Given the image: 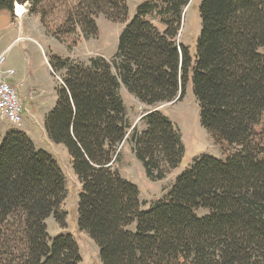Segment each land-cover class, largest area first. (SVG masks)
<instances>
[{"label": "trees", "instance_id": "obj_1", "mask_svg": "<svg viewBox=\"0 0 264 264\" xmlns=\"http://www.w3.org/2000/svg\"><path fill=\"white\" fill-rule=\"evenodd\" d=\"M49 1L0 0V11L18 4L36 13ZM192 2H141L111 59L49 57L62 84L43 126L81 184L77 229L95 243L101 264H264V147L256 131L264 114V0H199L193 54L178 40ZM99 14L125 21L126 0H78L53 35L60 40L79 28L94 38ZM188 83L201 127L233 152L197 158L144 208L137 186L114 168L120 146L129 138L150 180L177 167L180 135L156 108L182 100ZM121 89L147 108L141 132L128 134ZM66 196L64 173L50 153L19 130L0 138V264H81L72 235L47 232L49 217L64 227ZM199 209L207 214L198 216Z\"/></svg>", "mask_w": 264, "mask_h": 264}, {"label": "rangeland", "instance_id": "obj_2", "mask_svg": "<svg viewBox=\"0 0 264 264\" xmlns=\"http://www.w3.org/2000/svg\"><path fill=\"white\" fill-rule=\"evenodd\" d=\"M77 1L78 0H51L40 5L36 13H31L28 6L24 9V7L20 5L23 8V15L19 17L15 12V18L11 16L10 24L22 29V34L19 35L20 33L16 32L17 38L20 39L16 40L9 49H7L5 66H11L20 76H24L28 73L27 65L29 64L28 61H30V69L36 68L35 70L38 71L39 78H42L45 75V70H41L38 65L39 55L41 53L42 60L45 66L48 67L50 76L53 78V81L59 85L60 82L56 79L55 75H53L54 72L52 73L50 71L48 63L50 56L69 58L72 61L82 64H87L91 58L96 57H104L106 60L111 59L116 52L119 34L135 15L137 6L141 2L152 0H126L128 14L127 19L122 22H111L103 15H96L94 19L98 33L94 38H85L80 29L76 28L72 34L65 35L58 40V38L53 35V32L65 23L67 15L72 11L73 7H75ZM198 6L199 0H193L192 4L185 10L178 35L179 42L186 45L191 54L196 50L197 38L200 31ZM147 20L152 22L159 29L163 28L153 17H147ZM31 38L38 39V42L43 47L46 58L42 54L41 48L39 47L40 45L34 44L33 42L35 41ZM24 46H26L27 51L23 52L22 48ZM46 60L48 65L46 64ZM32 64L34 65L33 67ZM56 74L58 77H61L62 72H56ZM120 92L126 107V115L130 125L128 134L131 132L132 128L137 132L143 131L145 125L141 118L147 108L139 104L132 95L127 93L124 89H121ZM18 94L24 98V106L26 109L23 115L24 124H28L29 128H32L37 144L51 151L58 158L66 179L67 196L61 208V211L66 214L64 227L58 225L52 217H49L46 224L48 225V235L50 238H54L58 235L53 229V224L55 223L60 229H67L73 235L72 237L78 245L81 264H101L95 243L89 239L84 232H80L77 229V197L81 190L78 189L71 173L69 158H67L61 146H57L48 140L43 126L42 112L36 110V113H33L34 102H36L35 92L29 91L27 94H22L18 90ZM29 94L31 98L28 97ZM159 109L170 118L180 135L183 153L179 165L175 168H169L165 172L163 179L150 180L146 176L140 162L135 159L132 153V143L129 141V138L121 144L117 161L114 164V168L123 178L137 186L139 198L144 208L154 205L158 200L163 198L174 184L179 173L188 168L197 158L203 155H209L223 159L233 152V148H227L225 145L217 144L211 134L201 127L199 107L192 94L189 83L186 86L185 96L182 100L172 104H165ZM23 119L21 127L18 126L16 129L19 127L22 129L25 128V125L23 126ZM256 131L258 134L257 139L264 147V114ZM261 158L264 159V154ZM196 214L198 216H204L207 214V211L199 209L196 211Z\"/></svg>", "mask_w": 264, "mask_h": 264}, {"label": "crops", "instance_id": "obj_3", "mask_svg": "<svg viewBox=\"0 0 264 264\" xmlns=\"http://www.w3.org/2000/svg\"><path fill=\"white\" fill-rule=\"evenodd\" d=\"M20 6V5H19ZM25 9L26 6L22 5ZM16 12V8L14 7L12 11H6V10H2L0 11V53L3 52L4 50L9 49V47L16 41L19 40L20 38H17L16 32L20 33L19 35L22 34V29H19L17 27H14L12 24H10V19L11 16H14ZM15 18V16H14ZM11 25V27H10ZM4 37V38H3ZM34 44L36 43V45H40L39 47L41 48L42 54L45 56L44 50L42 45L38 42V39L36 38H31ZM27 40V39H26ZM30 41V40H28ZM22 51H27L26 46H24L22 48ZM29 64H31L30 61H28ZM29 64L27 65V69H28V73L25 74L24 76H20L16 71L13 77L8 78L7 81L13 85L14 87H16L20 93L22 94H27L29 91H34L35 92V100L36 102H34V111L33 113H36V110L39 112H42L43 116V124H44V119L46 117V115L50 112V110L53 108L55 101H56V86L57 83H55L53 81V78L50 76L49 74V69L48 67L45 66L43 60H42V55L40 53L39 55V61H38V65L41 68V70H45V75L42 78H39L38 76V71H36L35 69H30ZM34 65L32 64V67ZM5 68H12L11 66L7 65L5 66ZM14 69V68H12ZM15 70V69H14ZM18 85L19 88H18ZM144 108V107H143ZM26 122V120H25ZM8 124V125H7ZM6 121H0V138H3L5 136V134L11 130V129H15V130H19L24 132L34 143V146L36 147V149H42L47 151L48 153H50L55 160L57 161L58 165L60 166L59 160L58 158L49 150H47L46 148L39 146L37 144V141L34 138V133L32 128H29L28 124H24V119H23V126L25 125V128H13L11 127V125ZM27 127V128H26ZM57 146H61V145H57ZM61 148L63 149V152L67 155L66 150L61 146ZM68 158V155H67ZM71 167V166H70ZM61 168V167H60ZM71 173L74 177V180L77 184V187L79 190H81V184L79 183L76 175L73 173V170L71 168ZM46 220V224H47ZM48 228V225H47ZM53 229L55 231L56 234L60 235V234H71L67 229H60L56 223L53 224ZM72 235V234H71ZM73 236V235H72Z\"/></svg>", "mask_w": 264, "mask_h": 264}, {"label": "built area", "instance_id": "obj_4", "mask_svg": "<svg viewBox=\"0 0 264 264\" xmlns=\"http://www.w3.org/2000/svg\"><path fill=\"white\" fill-rule=\"evenodd\" d=\"M7 50L0 53V121L8 122L11 127L16 128L21 125L25 113L24 98L18 94V89L11 85L7 79L15 74L12 68H5ZM46 64L47 60H46ZM50 71H53L50 68ZM62 84V81L56 76ZM20 85H18L19 88ZM31 98V95H28Z\"/></svg>", "mask_w": 264, "mask_h": 264}, {"label": "bare ground", "instance_id": "obj_5", "mask_svg": "<svg viewBox=\"0 0 264 264\" xmlns=\"http://www.w3.org/2000/svg\"><path fill=\"white\" fill-rule=\"evenodd\" d=\"M16 8V14L17 16L21 17L23 15V8L22 6H19L18 4L15 6Z\"/></svg>", "mask_w": 264, "mask_h": 264}, {"label": "water", "instance_id": "obj_6", "mask_svg": "<svg viewBox=\"0 0 264 264\" xmlns=\"http://www.w3.org/2000/svg\"><path fill=\"white\" fill-rule=\"evenodd\" d=\"M16 5H17V4H14L13 8H14ZM185 10H186V9H185ZM185 10H184V12H185ZM177 98H178V97H177ZM177 98H175L172 102H170V104L174 103V102L177 100ZM165 104H168V103L161 104V105H159L156 109L161 108V106H163V105H165Z\"/></svg>", "mask_w": 264, "mask_h": 264}]
</instances>
